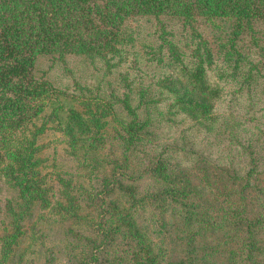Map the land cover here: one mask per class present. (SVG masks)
Returning a JSON list of instances; mask_svg holds the SVG:
<instances>
[{"label":"trees","instance_id":"16d2710c","mask_svg":"<svg viewBox=\"0 0 264 264\" xmlns=\"http://www.w3.org/2000/svg\"><path fill=\"white\" fill-rule=\"evenodd\" d=\"M0 185V264H264V0H0Z\"/></svg>","mask_w":264,"mask_h":264},{"label":"rangeland","instance_id":"374dc122","mask_svg":"<svg viewBox=\"0 0 264 264\" xmlns=\"http://www.w3.org/2000/svg\"><path fill=\"white\" fill-rule=\"evenodd\" d=\"M67 64H66V69L64 70L61 69H56L53 71V74H56V80L57 83L59 84L60 81L63 82L61 84H69L71 82L72 78L78 79H90L91 81L98 82L100 78V73L99 72H94L91 68L90 65L81 62L79 58L77 57H68L66 59ZM61 68V67H60ZM56 143V140H55ZM1 190H0V200H2L3 196L5 195L4 187L2 185Z\"/></svg>","mask_w":264,"mask_h":264}]
</instances>
